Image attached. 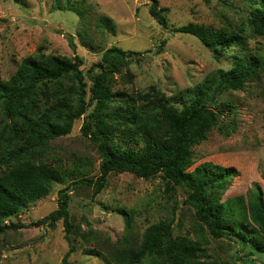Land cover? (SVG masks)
<instances>
[{"label": "trees", "instance_id": "trees-1", "mask_svg": "<svg viewBox=\"0 0 264 264\" xmlns=\"http://www.w3.org/2000/svg\"><path fill=\"white\" fill-rule=\"evenodd\" d=\"M246 1L252 5L249 21L253 32L264 35V0ZM82 7L77 0H56L54 10H72L86 21ZM167 11L159 0H152L150 13L166 28ZM99 26L116 32L108 16L100 17ZM175 30L198 38L217 60L235 46L241 50L232 52L228 69H218L192 89L173 96L155 85L140 91H113L115 74H121L141 55L117 45L106 49L87 73L78 54L37 53L24 57L9 79L0 77V235L18 229L21 225L12 218L49 195L56 184H67L58 191V208L34 225L56 227L57 222H63L69 250L62 262L70 264L79 236L96 240L94 232L86 234L73 223L68 209L70 191L94 186L96 197L112 172H128L144 178L162 175L169 190L176 184L185 186L186 201L213 236L235 239L251 252L264 253L262 187L256 185L248 201L239 194L224 200L240 171L212 161L195 165L193 151L215 127L226 136L235 132V119L224 120V113L235 111L234 105L221 98L225 92L242 90L257 79L264 71V57L246 53L248 36L243 28L240 32L215 30L189 23ZM84 42L93 48L88 40ZM164 45L162 41L159 50ZM82 118L81 131L96 145L101 160L97 177L83 172L84 161L79 160L73 168L64 167L50 155L51 141L70 134ZM122 212L126 219L122 239L106 255L95 247L84 248L85 253L104 257L106 264H225L201 260L205 251L202 243L185 235L175 236L172 221L150 225L142 239H137L132 215L125 209Z\"/></svg>", "mask_w": 264, "mask_h": 264}, {"label": "rangeland", "instance_id": "rangeland-1", "mask_svg": "<svg viewBox=\"0 0 264 264\" xmlns=\"http://www.w3.org/2000/svg\"><path fill=\"white\" fill-rule=\"evenodd\" d=\"M77 1L87 13L86 21L72 10H54L56 0H0L2 79H9L24 57L37 53L67 57L78 54L84 62L81 68L87 73L106 49L117 45L141 55L121 74H115L113 91H140L155 85L173 96L192 89L218 69H228L232 52L241 50L235 46L217 60L198 38L175 30L189 23L215 30L240 32L243 28L248 36L246 53L264 57V35L253 32L249 21L252 5L246 0H159L160 7L168 9L167 28L151 15L152 0ZM101 16L113 19L115 34L99 26ZM162 41L165 45L159 50ZM86 81L92 85L87 76ZM221 100L234 105L235 111L224 113V120L234 118L237 128L230 136L217 127L209 131L207 138L193 147L195 165L212 161L236 167L240 175L233 179L224 200L239 194L248 201L256 185L264 190V71L244 89L225 92ZM83 123V118L77 120L70 134L53 139L50 155L64 167L73 168L79 160L84 161L83 172L97 177L101 160L96 145L81 131ZM66 185L56 184L49 195L12 218L21 226L0 235V264H63L69 250L63 222H57L56 227L34 223L58 208V191ZM166 186L162 175L144 178L112 172L96 197L94 186L71 190L68 209L73 223L86 234L94 232L98 241L79 236L70 264H106L104 257L85 253L84 248L95 247L106 255L122 239L126 228L122 209L132 215L134 236L139 240L150 225L168 220L175 225V236L185 235L202 243L203 261L264 264V253L251 252L238 240L213 236L186 201L185 186L176 184L171 190Z\"/></svg>", "mask_w": 264, "mask_h": 264}]
</instances>
